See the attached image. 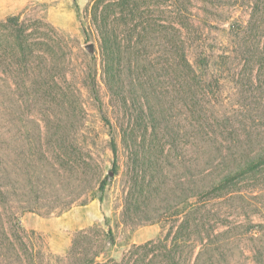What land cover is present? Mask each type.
<instances>
[{"label": "trees", "instance_id": "trees-1", "mask_svg": "<svg viewBox=\"0 0 264 264\" xmlns=\"http://www.w3.org/2000/svg\"><path fill=\"white\" fill-rule=\"evenodd\" d=\"M86 16L83 33L97 36L101 82L96 55L83 53L78 65L70 56L53 59L47 68L46 59L34 58L38 45L27 40L25 22H0V32L12 31L18 43L16 51L0 49V264H185L182 244L196 234L193 264H224L228 245L242 238L252 241L246 250L254 263L264 264V223L232 236L236 226L220 231L218 223L220 199L241 195L250 178L258 188L264 176V0H94ZM218 16L235 39L236 56L222 53L213 74L210 60L218 56L206 40ZM224 71L254 94L256 115L248 103L226 110ZM79 80L109 129L114 176L118 138L128 154L127 219L160 221L161 214L172 215L177 200L190 202L172 238L134 246L120 261L99 260L105 237L113 241L111 230L96 240L94 228L77 233L68 255L59 258L40 248L21 223L26 213L63 214L87 205L106 189L107 179L92 163L98 141L85 130L80 111L60 117L68 107L60 83L75 87ZM40 97L48 106L31 119ZM161 197L164 211V202L152 206Z\"/></svg>", "mask_w": 264, "mask_h": 264}, {"label": "rangeland", "instance_id": "rangeland-1", "mask_svg": "<svg viewBox=\"0 0 264 264\" xmlns=\"http://www.w3.org/2000/svg\"><path fill=\"white\" fill-rule=\"evenodd\" d=\"M93 2L94 0H0V22L11 17H18L21 22H25L26 26L30 28L27 40H30V42L36 41L38 45V52L34 58L43 61L46 59L45 66L47 68L48 61L53 59L61 61L65 57L67 61L68 56H70L73 57V63L78 65V63L81 64L83 53L89 56L96 55L98 57L97 79L101 82L102 70L97 36L91 33L90 38L86 39L82 28V21H86L87 9ZM47 25L54 30L48 31ZM211 25V33L209 34V39L206 40V45L214 57L218 56V58L210 60V71L214 74L219 67V56L222 53H233L234 56L236 54L234 53L235 39L228 27L220 21V16ZM17 47V39L12 31L3 29L0 32L1 51L5 52L11 49L16 51ZM63 64L64 66H62ZM15 66L12 67L11 71L16 72L18 70ZM61 66L66 70L67 62H62ZM2 67L4 65L1 64L0 73L4 71ZM71 70L72 67L67 70L68 76L70 79L72 77V80L76 82V79L71 75ZM223 73L220 91L221 100L225 102L226 110L229 111L231 109L234 111L233 107H242L245 103H248L252 106V109H254L253 113L256 115L257 107L255 110V106L252 104L254 94L250 96L247 88L241 87V81L237 82L231 72L224 71ZM77 82H80V84L75 83L76 89L74 85L68 84L67 87H64L67 83H60L63 85V89L60 92L64 93L68 99V107L64 108V113L60 117L70 119L73 116L71 113L72 109L77 108L80 111L78 118L84 124L85 130L98 141V152L97 154L94 153L95 162L92 163L98 177L101 180L107 179L106 189L103 193L99 192L98 194H96L95 190H92L91 195L96 194V198L87 205H73L69 211L63 214H59L58 210L46 215L26 213L22 216L21 223L27 232L34 233L40 248L47 253L55 254L59 258L68 255L77 233L94 228L90 233L94 238L91 237L96 240L105 236V233L107 236L108 231L111 230L113 241L111 242L109 237H105L103 254L99 260L112 258L120 261L134 246L157 242L168 236L172 238L176 230L174 227H177L190 211V202L186 199L177 200L175 204L177 208L168 211L172 215L161 214V217L154 216L160 217V221L134 223L127 219L125 210L130 185L127 170L128 154L121 139L118 138L119 170L118 174L114 176V157L109 148V129L103 123L97 104L88 92L87 86L81 80ZM31 86L33 88L32 81ZM35 97H37L36 93ZM39 99L34 101L36 106L33 110L34 113L32 112L31 119L40 118L41 112H38L39 108L48 106L45 102L47 101L46 99L42 97ZM105 99L106 102L109 101L108 96ZM75 109L74 112L76 111ZM110 117L112 118V114H110ZM178 175L179 173L176 176L178 177ZM181 177L182 179L184 178L183 174L179 178ZM258 179H260L258 188L254 186L255 182L250 178L249 182L246 180L240 186L239 190L241 192L239 194L241 195L232 199L223 197L218 202L220 212L218 223L219 227L222 226L220 231H226L230 227L236 226V229L231 230L232 232L228 236L234 235L237 231L251 230L252 228L253 231L254 227L264 223V176L261 178L260 175ZM176 183L177 185L179 184L176 181L172 183L174 188ZM163 199L164 197L157 199L152 206L157 203L161 205L164 202ZM164 203L162 211L167 207V204ZM188 237L186 236V238ZM194 237H189L191 241L188 239L184 240L189 242V244H182V251L186 259L185 264H193L194 262L193 259L189 260L190 252L193 249L192 244L196 243L194 239L195 241L200 239L198 234ZM233 244L227 247L229 248L227 250V253L229 252L228 261L224 264H255L252 255L246 250L247 248L252 249V241L249 238H242ZM200 250L201 246H198L195 251L198 253ZM206 263L211 264L210 261Z\"/></svg>", "mask_w": 264, "mask_h": 264}]
</instances>
